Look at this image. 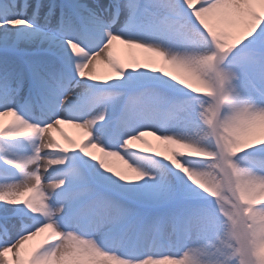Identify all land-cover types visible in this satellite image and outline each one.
<instances>
[{
  "label": "snow or ice",
  "instance_id": "1",
  "mask_svg": "<svg viewBox=\"0 0 264 264\" xmlns=\"http://www.w3.org/2000/svg\"><path fill=\"white\" fill-rule=\"evenodd\" d=\"M0 264H264V0H0Z\"/></svg>",
  "mask_w": 264,
  "mask_h": 264
},
{
  "label": "bare ground",
  "instance_id": "2",
  "mask_svg": "<svg viewBox=\"0 0 264 264\" xmlns=\"http://www.w3.org/2000/svg\"><path fill=\"white\" fill-rule=\"evenodd\" d=\"M71 130V129H70Z\"/></svg>",
  "mask_w": 264,
  "mask_h": 264
}]
</instances>
